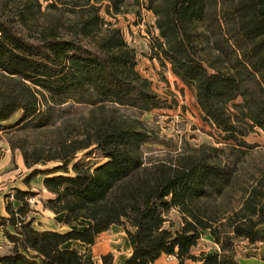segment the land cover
Here are the masks:
<instances>
[{"label": "trees", "instance_id": "1", "mask_svg": "<svg viewBox=\"0 0 264 264\" xmlns=\"http://www.w3.org/2000/svg\"><path fill=\"white\" fill-rule=\"evenodd\" d=\"M74 2L92 16L69 39L51 33L30 41L0 18V72L18 87L0 94V132L49 127L55 123L53 109L66 104H111L141 114L165 108L152 83L138 73L136 51L120 29L94 39L104 22L103 8L117 18L133 6L156 18L151 60L170 66L194 91L221 143L248 147L244 138L252 130L264 132V0ZM18 113L15 123L3 125ZM150 142L145 131L109 125L84 139L64 140L49 157L21 147L29 169L57 163L33 170L29 178L44 176L52 195L44 207L63 215L71 230L35 229L34 219H27L34 194L16 189L13 198L21 205L8 203V216L0 213V231L12 244L0 264H98L88 253L65 246L78 242L89 251L113 226L124 229L132 248L125 264H158L164 256L179 264H239V241L264 243L258 231L264 225L263 182L246 191L237 209L225 212L216 204L232 186L237 167L220 157L224 149L202 147L175 162L146 163L142 147ZM3 156L0 147V160ZM173 211L177 226L169 217ZM205 235L218 248L194 254ZM102 264H113V256H103Z\"/></svg>", "mask_w": 264, "mask_h": 264}, {"label": "rangeland", "instance_id": "2", "mask_svg": "<svg viewBox=\"0 0 264 264\" xmlns=\"http://www.w3.org/2000/svg\"><path fill=\"white\" fill-rule=\"evenodd\" d=\"M127 12L114 18L106 14L103 8L100 15L104 22L98 31L95 29L98 33L96 32L94 39L100 38L101 33L103 36L110 28L120 29L128 47L136 51L138 73L152 83V91L161 99L165 108L141 114L134 109L111 104H66L53 109L55 123L49 127L0 132V147L4 149V156L0 160V213L4 216H8V203L15 208L21 205L13 198L16 189H20L34 194V197L28 199L30 207L27 210V219H34L35 229L62 233L71 230V227L64 225L63 215H57L44 207V201L52 197L44 187V176L29 178L33 170L50 169L57 163L37 165L29 169L25 165L21 147L29 153L38 148L42 150L43 157L53 156L64 140L84 139L100 126L119 125L149 133L152 142L142 147L146 163L175 162L178 156L195 155L202 147L224 149L225 153L220 157L224 162L229 161L237 167L232 186L216 204L225 212L237 209L248 189L264 183V132L258 128L252 130L244 138L248 147H240L232 142L221 143L217 130L205 121L194 91L172 73L170 66L163 67L157 60H151L150 45L158 36L154 14L143 6L129 7ZM91 16L88 9L76 4L74 0H0V18L11 22L20 35L34 42L51 33L69 39L80 31ZM14 83L0 72V94L18 88ZM39 98L43 100L40 95ZM20 115L18 113L3 125L15 123ZM12 146L16 147L15 150H12ZM206 152L211 154L210 150ZM84 153L85 151H81L78 156L82 157ZM169 217L176 226L180 224L176 211ZM258 231L264 235V225ZM0 232V242L3 244L0 255H4L11 251L12 246L6 244V236ZM260 244L251 245L248 241H239L238 261L250 263L253 258L264 261V251H255ZM65 247L77 249L82 254L88 253L98 264H102V257L109 254L113 256V264H125L132 255L128 237L120 226H113L103 233L89 251L87 246L78 242H70ZM261 247L264 248V243ZM217 248L212 238L205 235L199 241L194 254ZM158 264L179 263L174 257L164 256Z\"/></svg>", "mask_w": 264, "mask_h": 264}, {"label": "crops", "instance_id": "3", "mask_svg": "<svg viewBox=\"0 0 264 264\" xmlns=\"http://www.w3.org/2000/svg\"><path fill=\"white\" fill-rule=\"evenodd\" d=\"M262 244L263 243H261L260 245H259V248H258V250H255V251H259V252H263L264 251V248H262L261 246H262ZM261 247V248H260ZM258 258H260V256L258 255L257 256ZM239 262V264H264V261L263 260H260V259H257V258H253V261H249L250 263H248V262H246V261H238Z\"/></svg>", "mask_w": 264, "mask_h": 264}, {"label": "built area", "instance_id": "4", "mask_svg": "<svg viewBox=\"0 0 264 264\" xmlns=\"http://www.w3.org/2000/svg\"><path fill=\"white\" fill-rule=\"evenodd\" d=\"M6 244L9 245L10 247L12 246V244L7 239H6ZM2 247H3V244L0 242V250L2 249Z\"/></svg>", "mask_w": 264, "mask_h": 264}]
</instances>
